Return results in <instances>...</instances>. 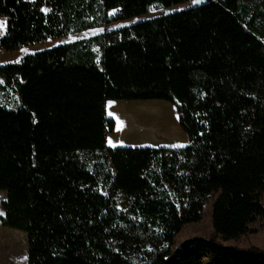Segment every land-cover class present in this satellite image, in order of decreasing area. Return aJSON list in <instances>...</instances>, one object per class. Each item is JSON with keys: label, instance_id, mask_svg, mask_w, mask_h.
<instances>
[{"label": "trees", "instance_id": "obj_1", "mask_svg": "<svg viewBox=\"0 0 264 264\" xmlns=\"http://www.w3.org/2000/svg\"><path fill=\"white\" fill-rule=\"evenodd\" d=\"M184 1L0 0V48ZM262 37L264 0H203L0 64L17 96L0 103V221L26 232L27 264H264ZM153 98L187 143L107 146L106 100ZM206 203L210 234L174 248Z\"/></svg>", "mask_w": 264, "mask_h": 264}, {"label": "rangeland", "instance_id": "obj_2", "mask_svg": "<svg viewBox=\"0 0 264 264\" xmlns=\"http://www.w3.org/2000/svg\"><path fill=\"white\" fill-rule=\"evenodd\" d=\"M203 1V0H202ZM193 0L163 6L151 5L145 13L134 15L125 19L114 20L108 23L72 32L66 35L48 38L19 47V52L11 53L3 62L17 61L26 53L46 48L65 41L86 37L106 29L127 25L137 20L159 15L175 9L193 5ZM115 9H109L107 15L111 16ZM0 23L4 19L0 16ZM5 27L0 30L3 34ZM0 34V36L2 35ZM264 42V37L261 38ZM1 51H7L0 48ZM16 93L12 89L10 93L0 91V103L14 106ZM18 100V98H17ZM106 115L113 119V130L107 133V146H154V147H179L187 143V136L178 120L175 104L165 99H107L105 102ZM111 113V115H110ZM123 122L121 126L120 122ZM111 141V143H109ZM118 207H125L129 198L127 195L117 192L115 195ZM7 198V192L0 189V213L4 214L3 201ZM208 203L203 209V217L198 221L185 223L174 237L173 247L192 236L208 235L211 232ZM15 239L16 243L8 242ZM254 241L264 243V228L251 237ZM28 238L23 230L8 227L0 221V264H27Z\"/></svg>", "mask_w": 264, "mask_h": 264}, {"label": "crops", "instance_id": "obj_3", "mask_svg": "<svg viewBox=\"0 0 264 264\" xmlns=\"http://www.w3.org/2000/svg\"><path fill=\"white\" fill-rule=\"evenodd\" d=\"M3 19H4V25L6 26V19H5V16L3 15H0ZM5 30V29H4ZM4 33V32H3ZM5 50V49H4ZM19 48L17 49H13V50H7V51H1L0 52V63L5 61V60H9V59H5L7 56H9L11 53H18L19 52ZM21 57V56H20ZM9 62V61H8Z\"/></svg>", "mask_w": 264, "mask_h": 264}, {"label": "snow or ice", "instance_id": "obj_4", "mask_svg": "<svg viewBox=\"0 0 264 264\" xmlns=\"http://www.w3.org/2000/svg\"><path fill=\"white\" fill-rule=\"evenodd\" d=\"M201 2H202V0H193V3H195V4H199ZM4 27H5L4 23H0V30H2ZM0 34H2V33H0ZM110 115H111V113H110ZM120 123L122 126L123 122L121 121ZM109 143H111V141H109ZM0 215H3V213H0Z\"/></svg>", "mask_w": 264, "mask_h": 264}, {"label": "bare ground", "instance_id": "obj_5", "mask_svg": "<svg viewBox=\"0 0 264 264\" xmlns=\"http://www.w3.org/2000/svg\"><path fill=\"white\" fill-rule=\"evenodd\" d=\"M8 242L16 243V240L11 238V239L8 240Z\"/></svg>", "mask_w": 264, "mask_h": 264}]
</instances>
